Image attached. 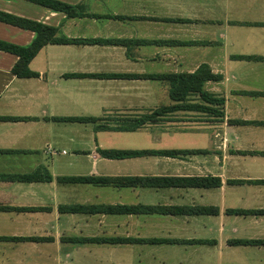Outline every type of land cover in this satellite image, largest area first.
Returning <instances> with one entry per match:
<instances>
[{"label":"crops","instance_id":"1","mask_svg":"<svg viewBox=\"0 0 264 264\" xmlns=\"http://www.w3.org/2000/svg\"><path fill=\"white\" fill-rule=\"evenodd\" d=\"M56 1L68 12L0 0L72 40L44 44L30 77L0 49V264H264V0ZM35 35L0 20L1 40ZM203 64L222 116L116 128L172 103L161 74Z\"/></svg>","mask_w":264,"mask_h":264},{"label":"trees","instance_id":"2","mask_svg":"<svg viewBox=\"0 0 264 264\" xmlns=\"http://www.w3.org/2000/svg\"><path fill=\"white\" fill-rule=\"evenodd\" d=\"M40 3L49 4L55 9L65 10L68 12L70 6L68 4L62 3L56 0H37ZM0 20L17 24L22 27H26L35 31L36 35L28 45H17L0 39V49L6 50L18 55V59L12 67V71L16 76L19 77H30L37 76L38 73L32 71L29 68L30 60L36 55L39 49L46 43H65L72 41L71 39L58 37L55 35L56 29L52 26L42 24L40 22L28 20L25 18L13 16L4 12H0ZM95 76H104L102 74H94ZM129 74H106L105 77H127ZM169 83V96L172 103L163 105L160 108L153 110L152 112L146 114L145 116L134 120L132 124L126 126L116 127L117 129H130L135 128L139 124L144 123L148 120H153L155 116L160 114H165L166 112L176 111V110H194L199 112H204L211 114L215 118H219L223 115L222 106L224 104V99L222 97L216 96L205 89V83L208 80H217L219 75L213 73L210 68L203 64L198 69L193 72H176V73H164L159 76ZM197 96L198 101H192L190 96ZM1 118V117H0ZM62 119L67 120H79V121H95V117H63ZM103 154L109 157L124 158L135 156L139 154H152L161 153L165 155H176L180 152H185L186 150H101ZM27 177V176H25ZM21 176V178H25ZM79 179V178H78ZM87 179V178H80ZM213 178H208L203 181L200 179H170L171 183L181 182L193 183L195 185H202L204 183L217 184V180H212ZM209 180V181H208ZM127 181V180H125ZM130 181V179H128ZM177 181V182H176Z\"/></svg>","mask_w":264,"mask_h":264}]
</instances>
